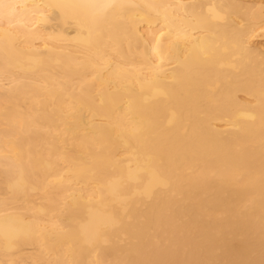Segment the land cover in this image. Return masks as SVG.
<instances>
[{
  "label": "bare ground",
  "instance_id": "1",
  "mask_svg": "<svg viewBox=\"0 0 264 264\" xmlns=\"http://www.w3.org/2000/svg\"><path fill=\"white\" fill-rule=\"evenodd\" d=\"M0 264H264V0H0Z\"/></svg>",
  "mask_w": 264,
  "mask_h": 264
}]
</instances>
